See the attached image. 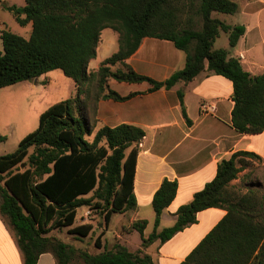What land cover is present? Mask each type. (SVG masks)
I'll return each instance as SVG.
<instances>
[{
    "label": "trees",
    "instance_id": "trees-1",
    "mask_svg": "<svg viewBox=\"0 0 264 264\" xmlns=\"http://www.w3.org/2000/svg\"><path fill=\"white\" fill-rule=\"evenodd\" d=\"M24 0L23 5H4L24 26L32 23L25 38L1 30L0 88L32 80L61 69L75 83V93L43 112L37 127L27 133L12 152L0 155V212L11 224L23 254V264H36L43 252H51L57 264H154L141 249L132 252L113 243L90 253L48 235L53 229L88 236L91 223L73 225L81 206L97 208L107 224L111 215L135 207L133 193L138 143L142 128L131 124L101 125L97 130V101L125 100L108 81L148 82L150 91L188 82L203 70L228 78L233 85V127L241 133L264 131V71L252 75L240 59L226 48H214L220 32H226L230 47L244 34V25H230L212 13L233 14V0ZM200 19L193 28V15L180 20L178 5ZM118 33V50L95 70L89 62L96 56L104 28ZM168 39L186 54L185 65L167 79L157 81L135 72L125 60L144 37ZM119 64L116 68H112ZM188 122L182 91L177 92ZM5 137L0 136V141ZM259 158L253 152L237 151L217 165L215 177L197 191L189 203L176 211L172 226L158 230L162 211L173 200L177 182L164 179L153 195L155 212L152 232L144 236L146 220L132 222L141 246L170 239L197 221V213L210 207L226 210L223 218L202 238L180 264H264V194L255 190H230L240 157Z\"/></svg>",
    "mask_w": 264,
    "mask_h": 264
},
{
    "label": "crops",
    "instance_id": "crops-1",
    "mask_svg": "<svg viewBox=\"0 0 264 264\" xmlns=\"http://www.w3.org/2000/svg\"><path fill=\"white\" fill-rule=\"evenodd\" d=\"M233 1L237 3L235 13L213 16L230 25H244L245 32L235 46L222 48L228 49L231 56L239 58L246 71L259 75L264 71V0ZM11 4L13 3L8 0H0V11L5 8L4 5ZM23 4L24 1L18 5ZM25 26L32 29L31 22ZM4 28L9 29L4 18L0 16V49L1 30ZM215 42L213 47L221 48L215 47ZM118 46V33L112 28H104L100 34L96 56L89 62V69L95 70L99 67L104 59L118 50ZM185 61V52L178 49L172 41L147 36L125 63L139 74L163 81L182 69ZM67 78L69 77L61 69H53L32 79L31 88L36 90L39 84L49 88L48 91H42L43 94L39 97L43 102L54 99L49 104L51 106L72 96H66L69 93ZM108 84L121 95L135 94L121 101L98 100V126L95 130L101 125L114 127L126 123L142 128L145 135L138 143L135 163L133 193L136 205L132 209L112 214L107 224L97 221V234L101 237L102 246L110 247L113 243H119L132 252L141 249L151 256L154 264H180L223 218L225 209L210 207L199 211L195 223L163 243L155 240L145 247L141 246L140 233L126 228L132 222L144 219L147 221L144 236L152 232L155 219L152 198L165 178L175 180L177 189L173 200L163 209L157 229L172 226L176 221L177 209L189 203L194 194L215 177L217 165L222 159L230 158L237 151L253 152L259 158L240 157L244 164H238L241 168L236 178L229 182L230 190L242 193L255 190L259 195L264 194V131L255 134L241 133L233 127L232 82L206 69L188 82L178 81L171 88L162 87L152 91L149 90L151 85L146 81L123 82L110 78ZM7 87L9 86L0 88V97L7 96ZM179 90L183 93V104L190 122L182 113L177 94ZM11 97L13 99L9 103L12 107L0 108V122L7 124L9 134L13 129L12 125L20 119L18 97L15 99L13 93ZM23 128L26 129L25 126ZM28 131L30 129L23 135L29 133ZM4 137L1 141L6 139ZM81 219L78 224L92 223V220ZM0 264H23L17 236L8 218L1 212ZM36 264L57 262L53 253L47 251L38 256Z\"/></svg>",
    "mask_w": 264,
    "mask_h": 264
},
{
    "label": "rangeland",
    "instance_id": "rangeland-1",
    "mask_svg": "<svg viewBox=\"0 0 264 264\" xmlns=\"http://www.w3.org/2000/svg\"><path fill=\"white\" fill-rule=\"evenodd\" d=\"M9 2L13 4H22L24 0H8ZM186 3L189 5L190 0H181L180 3ZM180 8L177 15H179L180 20H184L188 15H193V28H199L200 27V19L196 17L193 13H189L187 11L188 6L183 7L181 4L178 5ZM212 15H227L222 13H212ZM0 16L4 18L5 22L7 23L8 28L13 31L14 33L20 34L21 36L28 38L30 36L31 30L27 26H21L16 22L12 16V13L4 8L0 11ZM228 47V36L221 32L220 36L216 38L215 47ZM68 85L67 89L69 91L68 95H73L75 93L74 91V83L72 79L67 78ZM38 87L36 90H33L31 80H25L24 82H19L15 85L7 87V96L0 97V108L2 109H8L12 107V104L9 103L13 99L11 97V94L13 93L15 99L19 100V115L20 119L17 122H15L12 127V131L9 134V129L7 127V124H3L0 122V135L6 136V139L4 141L0 142V153L6 154L9 152H12L16 149L20 138L23 137V133L27 132V129H30V131H33L37 125H38V117L39 114L49 106L50 102L54 99L45 100L43 102V99H41L39 96L43 94L42 91H48L49 88L43 87L41 84L37 85ZM16 104V101H15ZM15 108V105H14ZM25 123V124H24ZM25 126L26 129L23 128ZM28 131V132H30ZM262 192L264 193V190L262 189ZM89 210L90 212L88 214H85V212ZM85 218L88 220H92V225L94 229L91 230V232L86 237H82L77 234H73L71 232H68V227H62L60 229H53L51 230L48 235L54 236L60 240H62L65 243L71 244L76 248L84 249L90 253H97L98 251L102 250V248H97L94 244L95 238L99 235L97 234L98 228H97V221L105 222L104 216L102 213L99 212L97 208H90L88 206H81L77 209V219H75V222L73 225H78V222H80L82 219ZM99 244L102 246L101 237L99 235ZM112 246V245H111ZM110 246V247H111ZM108 247V246H107ZM109 247V248H110Z\"/></svg>",
    "mask_w": 264,
    "mask_h": 264
},
{
    "label": "built area",
    "instance_id": "built-area-1",
    "mask_svg": "<svg viewBox=\"0 0 264 264\" xmlns=\"http://www.w3.org/2000/svg\"><path fill=\"white\" fill-rule=\"evenodd\" d=\"M203 110H205V109H203ZM90 211L89 210H87V212L85 213V214H88Z\"/></svg>",
    "mask_w": 264,
    "mask_h": 264
}]
</instances>
